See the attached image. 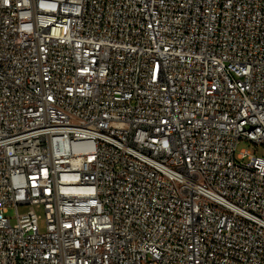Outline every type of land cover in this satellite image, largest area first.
<instances>
[{"label":"built area","instance_id":"obj_1","mask_svg":"<svg viewBox=\"0 0 264 264\" xmlns=\"http://www.w3.org/2000/svg\"><path fill=\"white\" fill-rule=\"evenodd\" d=\"M242 141L264 0H0V264H264Z\"/></svg>","mask_w":264,"mask_h":264},{"label":"rangeland","instance_id":"obj_2","mask_svg":"<svg viewBox=\"0 0 264 264\" xmlns=\"http://www.w3.org/2000/svg\"><path fill=\"white\" fill-rule=\"evenodd\" d=\"M250 149L252 152H257L259 155H264V146H255L254 143L252 142H248V141H242L239 145H238V149L237 151L239 152L241 149ZM27 210V208H20L19 211L20 212H25ZM6 216L11 217V223H15V210L14 208H10L8 213H6ZM39 227L41 231L45 230V223L43 220L40 221L39 223Z\"/></svg>","mask_w":264,"mask_h":264}]
</instances>
